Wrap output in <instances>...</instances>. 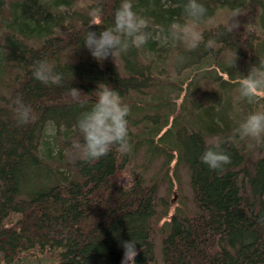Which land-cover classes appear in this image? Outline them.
Returning <instances> with one entry per match:
<instances>
[{
	"label": "trees",
	"instance_id": "obj_1",
	"mask_svg": "<svg viewBox=\"0 0 264 264\" xmlns=\"http://www.w3.org/2000/svg\"><path fill=\"white\" fill-rule=\"evenodd\" d=\"M131 2L149 20V40L101 62L84 45L86 32L112 27L121 0H0V81L9 79L0 87L6 90L0 92V264H32L27 261L35 255L50 260L39 264H121L122 242L132 239L135 264H264V154L252 158L247 138L236 131L245 116L233 109L243 104L250 113L257 104L239 94L234 101L237 87L229 82L264 60V0H199L207 9L203 23L223 7L247 18L232 32L229 24H209L194 50L155 39L171 23L188 20L187 0ZM37 61L61 73L62 83L36 80ZM220 73L227 79L216 88ZM99 84L117 90L130 107V151L113 146L94 161L75 156L74 175L67 176L51 163L47 130L62 131L69 147L82 143L78 118L95 102ZM69 87L88 95L87 103L69 102ZM200 87L209 96L206 107L192 92ZM172 89L179 96L190 91L184 102L197 106L183 103L177 113L167 96ZM143 94L152 102L133 97ZM16 97L32 107L34 121L17 122ZM216 139L231 163L212 170L200 157ZM144 143L149 155L136 168ZM160 155L161 168L153 173ZM180 164L189 173L194 209L170 214V196L160 189L179 182ZM126 173L132 181L122 185Z\"/></svg>",
	"mask_w": 264,
	"mask_h": 264
},
{
	"label": "clouds",
	"instance_id": "obj_2",
	"mask_svg": "<svg viewBox=\"0 0 264 264\" xmlns=\"http://www.w3.org/2000/svg\"><path fill=\"white\" fill-rule=\"evenodd\" d=\"M184 13L188 17L185 23L173 22L169 25L164 39L173 45L184 44L189 50H194L201 44L203 37L199 31V24L205 19L207 9L199 0H187L184 4ZM99 14L98 11L93 13ZM237 11L233 13V22L227 26L232 32L240 25L235 18L239 17ZM149 20L138 15L133 10L131 0H121L114 12L113 26L99 33L87 31L84 45L97 61L114 57L129 48L140 49L149 40ZM186 58L177 57L178 64H183ZM33 77L44 84L60 85L63 81L61 73L55 72L46 61H37L32 66ZM237 87L239 97L254 103L257 98H264V60L253 65L247 75H238L229 80ZM95 93V102L91 108L81 113L77 126L82 134L83 142L75 141L73 148L85 161L99 160L106 156L113 146L121 151H130L129 121L130 107L122 102L117 90L107 84H99ZM69 102L76 104L87 103L88 95L79 89L69 87L67 91ZM15 118L19 124H28L36 119L33 109L20 97L12 101ZM237 133L241 139H264V110L250 112L240 123ZM209 147L203 152L200 160L212 170L222 169L231 163V156L221 148L219 139L209 141ZM259 223L264 224V218ZM137 243L132 239L122 242L123 259L121 264H135L138 254Z\"/></svg>",
	"mask_w": 264,
	"mask_h": 264
},
{
	"label": "rangeland",
	"instance_id": "obj_3",
	"mask_svg": "<svg viewBox=\"0 0 264 264\" xmlns=\"http://www.w3.org/2000/svg\"><path fill=\"white\" fill-rule=\"evenodd\" d=\"M237 11H231L226 7L223 8H219L217 11H215V13L213 14V16H211L209 19V21L206 22H202L199 24V31L202 33L203 31H205L206 28H209L208 26H210L209 24L212 23H216L215 25H219V24H230L233 22V13H235ZM247 16H244V13H240L239 17L235 18L236 20H238L239 24H241V22H245ZM188 20H185L184 22H187ZM166 33H160V31L157 32V34L155 35V39L160 40V42H163V44H165L167 42V40L164 39ZM161 37V38H160ZM198 75V73L196 74ZM194 73L192 74L191 78H193ZM199 76V75H198ZM220 80H216L217 83H215V86L217 88V86L219 85V83H221V81H225L227 79V75L225 74H221L220 73ZM177 79V78H175ZM178 81L180 82V79L178 78ZM9 82V79H4V81H0V84L2 87L3 84H6ZM204 82V81H203ZM202 82V83H203ZM182 83V80L181 82ZM187 81L184 83V87L186 88ZM196 84V82H195ZM218 84V85H217ZM203 85V84H202ZM211 85V84H210ZM203 87H200V90H192V92L196 93L197 100H199V104L204 105L205 107L208 106V99L209 96H206L205 94V89L203 90ZM237 90V88H236ZM236 90H232V98L234 99V101H236L238 99V92ZM6 90H0V92H4ZM168 99L170 98V101H172L174 104L175 101V106L174 108H177V113L180 112L181 106L183 105V103H185V106H187V108H190V110L192 108H194L196 105L195 102H184V98L187 95L186 89L182 91V93L177 95L178 90L177 89H172L168 91ZM212 92V91H211ZM156 93V91H153L151 93L152 96H154V94ZM200 94V96H199ZM192 93H190L187 97V99L192 97ZM148 95H134V99L137 100V102H140L141 104H143V102L148 101V102H152V98ZM179 96V98H177ZM193 96V97H194ZM206 96V98H205ZM261 99V98H259ZM257 99L254 103L257 104V106L255 107V110H264V106H262V102ZM237 102V101H236ZM238 104V103H236ZM189 105V106H188ZM245 105V104H244ZM253 106V105H252ZM246 107V106H245ZM243 107V104L236 106L235 104H233V109H238V112L242 115V116H247L249 114V110L248 108ZM254 107V106H253ZM241 109V111L239 110ZM176 111V109H175ZM184 113V110H183ZM149 114V113H148ZM172 121V119L170 120ZM143 126H140L141 129ZM134 132H138L137 129H133ZM45 140L47 142L50 143L51 147H52V153H51V157H53V160H51V163L54 166H58L60 167V169L66 173L67 176H71L74 175L75 170L72 168L71 163L73 162V159L75 156H79V154L76 152V150L72 147L67 146L66 141H65V137L61 131V133H57L55 130L53 129H48L47 130V136L45 137ZM246 141L250 144L251 146V151H252V158L256 159L259 155H263L264 154V139L261 140H254V139H249L247 138ZM261 149V150H260ZM261 153V154H260ZM149 155V149H148V145L146 143H144V145H142L139 148V152H138V157L136 160V168L142 166L143 164H145L146 162V158ZM174 161L172 162V167L175 166V163L177 161L176 159V155L174 157ZM164 160L163 155H160L157 157V159H155L153 161V163L151 164V169L150 171L155 173L157 171L160 170L161 168V164ZM174 173V169H172L171 174ZM177 175L179 177V182L178 183H174L173 186H170L168 183H165L161 186L160 189V194L162 196H170V204H171V208H170V214H173L178 208H181L183 206H186L189 210H193L194 209V200H193V193L191 190V186H190V177H189V173L187 171V169L185 168L184 165H178L177 167ZM151 176V175H146V177ZM132 181V175L130 173H126L124 175H122L119 178V182L122 185H128L130 184ZM169 189H171V193H169ZM158 241V240H157ZM160 248V243L158 244V248L157 251H159ZM49 262V258L46 256H42V255H35L33 257H30L28 259L27 262H30L32 264H39L41 262Z\"/></svg>",
	"mask_w": 264,
	"mask_h": 264
}]
</instances>
